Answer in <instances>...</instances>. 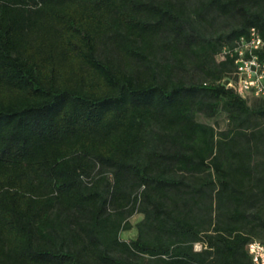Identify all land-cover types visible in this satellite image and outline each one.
<instances>
[{
    "label": "trees",
    "instance_id": "trees-1",
    "mask_svg": "<svg viewBox=\"0 0 264 264\" xmlns=\"http://www.w3.org/2000/svg\"><path fill=\"white\" fill-rule=\"evenodd\" d=\"M250 28L264 60V0H0V264H251L264 98L217 58Z\"/></svg>",
    "mask_w": 264,
    "mask_h": 264
},
{
    "label": "built area",
    "instance_id": "built-area-1",
    "mask_svg": "<svg viewBox=\"0 0 264 264\" xmlns=\"http://www.w3.org/2000/svg\"><path fill=\"white\" fill-rule=\"evenodd\" d=\"M263 41L255 28H250L247 35L240 36L232 47L225 46L217 56L233 58L234 71L227 86L233 88L243 98H264V60L259 51ZM194 250L202 249V244L195 242ZM251 264H264V242L252 240L247 244Z\"/></svg>",
    "mask_w": 264,
    "mask_h": 264
},
{
    "label": "rangeland",
    "instance_id": "rangeland-1",
    "mask_svg": "<svg viewBox=\"0 0 264 264\" xmlns=\"http://www.w3.org/2000/svg\"><path fill=\"white\" fill-rule=\"evenodd\" d=\"M227 106L226 101L221 100L216 103L215 110L210 116H205L203 114H198L196 118L199 121L209 123L214 125L216 128L219 129H226L229 127V121L227 119ZM142 218V214L135 213L133 216L130 217L129 221L132 224V228L129 230L121 231L120 237L125 240H129L135 238L137 235L135 224Z\"/></svg>",
    "mask_w": 264,
    "mask_h": 264
}]
</instances>
